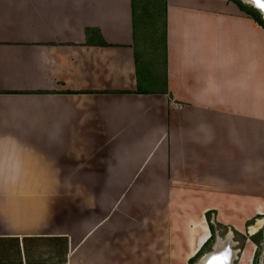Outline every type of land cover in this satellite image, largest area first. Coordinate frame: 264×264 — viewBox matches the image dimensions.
<instances>
[{
	"label": "crops",
	"instance_id": "0c3cea01",
	"mask_svg": "<svg viewBox=\"0 0 264 264\" xmlns=\"http://www.w3.org/2000/svg\"><path fill=\"white\" fill-rule=\"evenodd\" d=\"M207 213L264 216V27L232 0H0V264L38 240L189 264Z\"/></svg>",
	"mask_w": 264,
	"mask_h": 264
},
{
	"label": "rangeland",
	"instance_id": "374dc122",
	"mask_svg": "<svg viewBox=\"0 0 264 264\" xmlns=\"http://www.w3.org/2000/svg\"><path fill=\"white\" fill-rule=\"evenodd\" d=\"M66 184L72 190L73 183ZM2 185H4V183H2ZM262 218H264V216H259L256 220L252 221L249 226L255 225L257 220ZM214 225V240L210 243V245L206 246L203 252L195 259L192 264H199L203 256H206L208 253L212 252L217 240H219V237L226 240L229 234L231 237H234V241L238 243L237 245L235 244L233 246L232 250L235 252V254H233L234 256L231 264H264V227L256 234L251 236L249 229L245 234H241L238 232L233 233L228 227L222 226L220 224ZM26 247L27 252L35 261V264H57L58 255H60L61 264L62 255L67 250V242L61 240H38L34 243H31V245L27 244ZM18 248L19 245L17 244L0 245V255L6 258H10V256L15 257L17 254H19ZM178 264H182V262H179Z\"/></svg>",
	"mask_w": 264,
	"mask_h": 264
},
{
	"label": "trees",
	"instance_id": "16d2710c",
	"mask_svg": "<svg viewBox=\"0 0 264 264\" xmlns=\"http://www.w3.org/2000/svg\"><path fill=\"white\" fill-rule=\"evenodd\" d=\"M232 1L236 2L242 10H244L247 13H249L250 15H252L258 21V23L264 27V18H263L262 13L258 9H256L252 5L245 3L243 0H232ZM207 219H208L209 226H210V229L212 232V236H211L210 240L202 248V250L193 259L190 260V264H192L195 261V259L203 252V250L206 248V246L210 245V243L214 240V237H215L214 226L215 225L212 223L211 213H207Z\"/></svg>",
	"mask_w": 264,
	"mask_h": 264
},
{
	"label": "water",
	"instance_id": "95a60500",
	"mask_svg": "<svg viewBox=\"0 0 264 264\" xmlns=\"http://www.w3.org/2000/svg\"><path fill=\"white\" fill-rule=\"evenodd\" d=\"M245 3L251 4L252 6H254L255 8H257L263 15L264 17V9H261L259 7V5L256 3V0H243ZM230 236L227 237L226 242L231 243V239L229 238ZM216 250L215 248H213L212 252ZM226 252V253H225ZM222 251V252H217V253H213L209 259L207 260L206 264H231V258H232V253H231V249L230 246L227 245L226 251ZM231 253V254H230ZM234 256V255H233Z\"/></svg>",
	"mask_w": 264,
	"mask_h": 264
},
{
	"label": "bare ground",
	"instance_id": "6f19581e",
	"mask_svg": "<svg viewBox=\"0 0 264 264\" xmlns=\"http://www.w3.org/2000/svg\"><path fill=\"white\" fill-rule=\"evenodd\" d=\"M263 227H264V218L259 219V220L257 221V223H256L255 225H253V226L250 228V231H251L252 233H257V232H258L261 228H263ZM229 235H230V234H229ZM225 243H226V241H224V239L219 238V240L216 242V244H215V246H214V248H215L216 250H214L213 252H211V253L207 254L206 256H204V257L202 258V260L199 262V264H206L207 260L209 259V257H210L213 253L226 251L225 248H227V246L225 245ZM224 249H225V250H224ZM225 253H226V252H225ZM231 253H232V258H231V259H233V254H235V252L232 250ZM231 253H230V254H231ZM231 261H232V260H231Z\"/></svg>",
	"mask_w": 264,
	"mask_h": 264
},
{
	"label": "snow or ice",
	"instance_id": "6c2138e0",
	"mask_svg": "<svg viewBox=\"0 0 264 264\" xmlns=\"http://www.w3.org/2000/svg\"><path fill=\"white\" fill-rule=\"evenodd\" d=\"M256 3L259 5L261 9H264V0H256Z\"/></svg>",
	"mask_w": 264,
	"mask_h": 264
}]
</instances>
